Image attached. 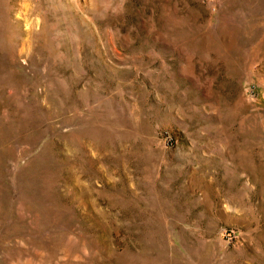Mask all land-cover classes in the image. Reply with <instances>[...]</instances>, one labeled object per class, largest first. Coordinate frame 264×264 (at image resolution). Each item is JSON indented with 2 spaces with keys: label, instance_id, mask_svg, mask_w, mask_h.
<instances>
[{
  "label": "rangeland",
  "instance_id": "obj_1",
  "mask_svg": "<svg viewBox=\"0 0 264 264\" xmlns=\"http://www.w3.org/2000/svg\"><path fill=\"white\" fill-rule=\"evenodd\" d=\"M0 264H264V0H0Z\"/></svg>",
  "mask_w": 264,
  "mask_h": 264
}]
</instances>
